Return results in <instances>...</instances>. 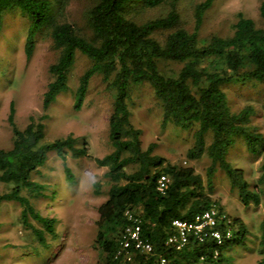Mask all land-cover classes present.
<instances>
[{
	"label": "trees",
	"instance_id": "1",
	"mask_svg": "<svg viewBox=\"0 0 264 264\" xmlns=\"http://www.w3.org/2000/svg\"><path fill=\"white\" fill-rule=\"evenodd\" d=\"M62 0H0V30L4 14L18 12L28 19L26 55L31 57L36 36L49 33L57 60L49 66L52 80L43 94L42 106L47 110L57 97L68 90L69 74L76 53L87 56L92 66L81 76L75 93L74 108L79 110L88 93L90 81L96 74L115 93L109 116V139L113 150L96 158L100 167L107 168L110 187L107 199L98 209L94 244L104 258V264H230L229 253L241 256L256 244L250 239L246 225L239 218L228 221L215 201L205 193L201 176L192 167L172 165L153 153V146L142 147L141 131L131 122L128 101L133 86L149 84L159 100L165 122L188 130L194 129V147L188 158L195 160L203 154L211 160L207 170V186H211L215 170L220 169L238 190L243 205L263 206L260 238L257 247L264 264V159L259 166V178L250 187L243 171L228 161L227 156L238 142L247 151L264 155V134L253 125L255 109L248 105L235 112L225 87L232 83L264 85V0L260 4L262 26L239 14L230 37L212 36L201 44L198 31L204 12L215 0H204L193 8L194 27H184L179 0H94L87 12L91 35L86 36L73 24L57 19L54 6ZM158 10L155 17H145ZM164 34L162 41L156 34ZM161 61L182 64L175 76L164 75ZM13 103L8 122L12 130V145L0 149V182L11 184L10 192L0 195L3 201L23 206L22 217L32 216L43 230L34 229L38 242L46 245L45 232L55 236L56 219L43 217L33 210L22 196L23 188L41 190L32 181L33 175L45 165L48 155L55 152L65 161L88 157L86 144L76 146L72 135L46 142V116L29 118L21 129L15 122ZM208 135L211 138L207 144ZM132 168L131 172L127 169ZM67 174L69 169L65 167ZM162 175L169 178L164 193L158 190ZM215 209L218 221L202 240L191 232L179 246L175 221L194 225L197 217ZM129 214L132 218H129ZM140 221L141 237L152 245V252L123 250L124 229ZM218 231L222 243L211 236ZM177 239L170 242V239Z\"/></svg>",
	"mask_w": 264,
	"mask_h": 264
},
{
	"label": "rangeland",
	"instance_id": "2",
	"mask_svg": "<svg viewBox=\"0 0 264 264\" xmlns=\"http://www.w3.org/2000/svg\"><path fill=\"white\" fill-rule=\"evenodd\" d=\"M204 0H179V11L184 27L193 31V8ZM263 0H215L204 12L198 37L203 44L212 36L230 37L239 14L252 19L257 27L262 26L260 4ZM94 0H62L55 4L54 12L61 22L73 24L86 36L91 35L87 23V12ZM158 10L149 11L145 17H155ZM28 19L18 12L4 14L0 30V149L12 145V130L8 122L10 107L15 109V122L21 129L30 117L43 120L45 141L52 142L72 135L76 146L86 144L88 157L65 161L55 152L48 155L44 166L33 175L32 181L41 185V190L23 188L21 194L32 205L33 210L43 217L56 219L55 236L45 232L46 245L38 242L34 229L43 230L40 222L32 216L22 217L23 206L13 201L0 204V264H104V258L94 244L98 209L107 199L110 183L107 168L96 164L112 152L109 139V116L115 93L103 81L102 76L92 77L86 99L79 110L74 108L75 93L81 76L92 66V61L80 52L69 74L68 90L59 95L47 110L42 100L47 84L52 80L49 66L58 58L47 31L35 38L31 57H27L25 45ZM160 41L164 34H156ZM182 64L161 61V72L175 76ZM232 110L251 105L255 109L253 125L264 134V85L254 83H232L227 85ZM131 122L142 135V147L153 146V153L165 158L172 165L192 167L201 176L205 193L215 201L230 221L239 218L246 225L250 239L256 244L241 256L231 255L230 264H257L262 256L257 247L260 238L263 206L242 204L237 188L227 176L216 169L211 186H207V170L211 160L207 154L191 160L188 152L194 147V129H182L173 122H165L159 100L149 84L133 86L128 101ZM211 141L207 137V144ZM233 166L243 171L250 187L259 178V166L264 155L254 156L247 151L243 142H238L227 156ZM67 167L69 174L65 171ZM133 169L128 168L131 172ZM11 184L0 182V195L12 189Z\"/></svg>",
	"mask_w": 264,
	"mask_h": 264
},
{
	"label": "built area",
	"instance_id": "3",
	"mask_svg": "<svg viewBox=\"0 0 264 264\" xmlns=\"http://www.w3.org/2000/svg\"><path fill=\"white\" fill-rule=\"evenodd\" d=\"M169 183V178L165 175H162L158 180V190L161 193H164L166 186ZM129 218L132 216L129 214ZM218 221V212L215 209L206 211L204 214L197 217V223L194 225H187L180 221H175L173 224L178 228L179 236L178 242L179 246H183L187 240L188 235L193 232L198 235V239L202 240L203 237L207 236V233H203L204 229H213ZM211 236L215 239L218 244L222 243V236L218 231H212ZM177 239H170V242H174ZM123 250H128L134 248V250L139 251L140 253H150L152 252V245L141 237V226L138 219H134V224L128 226L124 229V235L121 242ZM160 264H167L165 258L160 259Z\"/></svg>",
	"mask_w": 264,
	"mask_h": 264
}]
</instances>
